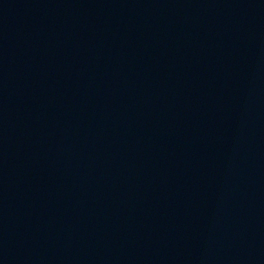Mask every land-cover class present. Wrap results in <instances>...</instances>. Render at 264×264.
<instances>
[{"label":"water","instance_id":"water-1","mask_svg":"<svg viewBox=\"0 0 264 264\" xmlns=\"http://www.w3.org/2000/svg\"><path fill=\"white\" fill-rule=\"evenodd\" d=\"M0 264H264V0H0Z\"/></svg>","mask_w":264,"mask_h":264}]
</instances>
